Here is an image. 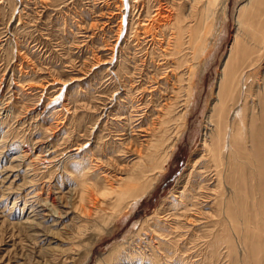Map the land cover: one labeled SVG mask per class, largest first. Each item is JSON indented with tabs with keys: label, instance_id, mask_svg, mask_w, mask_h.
I'll return each mask as SVG.
<instances>
[{
	"label": "rangeland",
	"instance_id": "obj_1",
	"mask_svg": "<svg viewBox=\"0 0 264 264\" xmlns=\"http://www.w3.org/2000/svg\"><path fill=\"white\" fill-rule=\"evenodd\" d=\"M246 1H228L225 20L212 31L215 36L205 34L209 52L199 58L188 43L191 34H186L181 52L174 46L175 31L152 25L162 12L163 25L170 13L184 10L189 15L190 0H150V14L129 6L128 0L125 12L121 0H0V264H232L226 246L212 251L210 244L223 227L213 224L217 199L225 192L226 201L232 200L236 190L218 186L202 148L204 139L212 140L215 122L213 127L207 124L216 116L220 74L236 35L238 9ZM122 13L118 53L105 65L113 58ZM189 17L184 27L194 28L195 18ZM145 30L150 33L139 43L135 32ZM179 57L187 59L185 66L177 65ZM246 71L250 75L251 69ZM255 72L264 91V56L251 74ZM57 83L69 84L59 104ZM167 98L178 103L177 112L187 106L183 120L163 123ZM256 103L249 120V149L257 160L264 154V117L258 116L260 99ZM167 126L174 149L169 147L165 171L155 175L156 170L145 169L151 181L157 176L155 189L132 211L118 214L113 211L114 195L103 197L97 191L122 177L124 185L115 184L121 193L137 174V148L146 159ZM86 145L91 149L79 154L77 149ZM88 151L93 168L88 171L87 197H99L97 206L88 198L82 201V175L74 165ZM195 153L202 158L199 170L177 187ZM120 168L126 170L124 176ZM197 176L207 179L202 188ZM251 183L249 177V190ZM177 188L185 197L200 193L193 200L197 207L186 213L174 205L169 208ZM231 251L238 252L242 264L243 246Z\"/></svg>",
	"mask_w": 264,
	"mask_h": 264
},
{
	"label": "bare ground",
	"instance_id": "obj_2",
	"mask_svg": "<svg viewBox=\"0 0 264 264\" xmlns=\"http://www.w3.org/2000/svg\"><path fill=\"white\" fill-rule=\"evenodd\" d=\"M128 1H129V6L134 4V6L140 9L141 13L150 14V6H149L150 0H128ZM228 1L229 0H190L189 15H187L184 10L183 11L181 10L180 13L175 16L170 15L171 14L170 13L165 18L163 25L161 24L162 21H159L160 17L164 18L163 15L164 12H162L157 15V18H155L156 17L155 15L154 17L155 19H153L152 25L155 23V25L158 27L164 26V28H168L169 30H171V33L172 31H175L172 33V35H175L174 46H176L175 48L178 51H180L183 46V41L185 39L186 34L187 33L191 34L189 35L190 40L188 41V43L192 45L193 50H195V55L200 56L199 58H201L202 55H206L207 52H209L208 50L209 39L206 35L210 34V37L211 35L215 36V33L212 34V31L215 30L216 25L219 21L223 23V20H225L224 18L226 17L227 14L226 12L228 8ZM124 2L125 0H121V7L124 8L122 10H124L125 12ZM168 12L169 11H167V13ZM188 17L195 18L194 22H196V24L194 23L195 24L194 28L184 27L185 26L184 22L187 21ZM236 18H237L236 21L237 25L235 32L236 35L234 38V42L230 47L231 50L229 52V55L227 56V59L224 63L225 64L224 68L220 74V80H221L219 86L220 98H218V103H217L218 105H215L216 109H214L216 116H212L210 118L211 120L210 123L207 124L208 125L207 128L209 126L213 127L212 123L215 122L214 133L211 130L212 140L211 142H209L208 140L204 139L205 142L202 148L203 151L204 149L207 150L205 151L207 152L205 154H207L208 155L207 157L210 158L209 162H212V167L209 168L213 169V171L215 172L216 182L218 186H220V188L223 190L227 188L226 185L228 186L233 185L236 191L233 195H231L233 196L232 200H230L231 198L230 199L227 198L231 202L226 201V197H224L225 192L220 194V199L219 198L217 199V201H219L218 209H217V214L214 215L216 218L218 217V219L214 220L213 224L216 225V227L217 226L219 227V225L222 224L223 227L218 230L219 233L217 235V238L214 237L215 240L212 244H210V247L213 251L215 249L219 250L220 248L219 246L221 247L226 246V249L228 251V257H230L231 260H233L232 264H239L238 263L239 261L237 260L238 259L237 257H239L238 252L236 253L235 251L234 252L231 251L232 249H235L237 247V244H239L243 246L244 249V256H243L244 259L242 264H264V183H261V185L258 184V182L261 179L262 180L264 179V163H262L264 161L263 160L264 158L263 159L261 158L264 157V154L260 153L261 157L256 160L255 155L249 149V143L251 141L250 131L252 128V124H249L250 114H252L251 107L254 106V109L257 108L256 106L257 98L260 99L261 101L260 106L262 108V112L258 116L260 117V119L262 118V116L264 117V91H262L263 84H261V78H258L256 72L254 74H251V72L255 70L256 65L263 59L264 56V0H247L238 9ZM124 20H125L124 13H122L120 24L118 26L119 38L116 45L112 46L113 58L110 62H106L105 65L112 64L113 61L115 60L116 57L115 55L118 53V52L116 53V51L118 50L117 46L120 45L119 44L120 39H122L121 34L122 31H124L123 29L125 25ZM151 28L152 27H150V29ZM147 30H145L146 32L143 34L139 33L138 31L135 32L134 37H136V40L139 43L143 40V38H147L150 31H152V29L150 31ZM170 52H173V50ZM176 61L178 63L177 65L181 67L185 66V63L188 62L187 59L181 57L177 58ZM103 63L104 62H102V64ZM193 65L194 67L197 66L195 63ZM247 68L251 69L250 75L247 72L248 70L245 72V69ZM194 74L195 73H192L190 79H188V81H190V85L189 86L187 85L188 87L186 86L188 88L187 96L192 95L191 92L193 87ZM54 85H56L54 87L61 86L58 91L59 96L55 99L56 100L55 104L56 103L59 104L62 98L65 100L66 95L63 93V91L64 89H66V87H68L69 84L57 83ZM169 100L170 99H168L167 103L163 104L162 106L163 107L162 111L164 112V113L162 112L163 113L162 116L164 118V120L162 119V121L167 125L171 124L172 122H176L177 120L180 119L183 120L186 117V112H188L187 106H185L186 108L183 107L182 109H180L181 111L177 112L178 110L177 108H179V106L177 107L178 103L175 104L170 102L171 100L170 101ZM192 100H193V96H190V103H192ZM164 101H166V98ZM238 105L240 106L236 109L235 107ZM233 110H234V117H230V113H232ZM254 118L256 119L257 117ZM215 126H216V130H215ZM169 131H170V127H168L167 131L166 132L164 131L165 134L162 135V137L157 140V143L154 145V150L153 151L151 150L152 151L151 153L149 152L150 150L148 151L150 154L145 156L146 159L141 158L142 155L145 154L144 150L140 149L141 147L137 148L139 150L136 151L137 157L140 158L142 161L140 160L141 162L139 161L138 164L136 163V165L134 166L135 167L134 172H136L137 174L135 175L132 174L134 176L133 179L131 178L132 182L127 181L131 183L125 185V188L123 191H121V193L118 192L121 189L117 190L116 186L118 184L119 185L121 184L123 180L122 177H118L117 180H113V182L109 180L107 182L108 185H106L102 189L103 191L101 190L97 191V193L102 195L103 197H110L111 195H114L113 199L115 200V202L113 203L114 206L113 211L118 212V214H120L121 211L122 212L125 211V209L127 211L128 210L132 211L134 207L138 205L140 200L145 198V196L148 194L149 191L155 189L154 188L155 184L158 183L157 176H155V179L151 181L148 177L149 175L148 176L146 175L145 169L149 168L152 171L158 170L159 172L165 171L164 167L169 163L171 158L170 157L171 150L169 151V147H171L170 145L171 142H169V140L171 141L172 139L169 138L170 136L168 137ZM253 132L255 131L253 130ZM153 135L155 136L154 133ZM147 138H149L150 140V137ZM142 146L144 148L143 144ZM90 149L91 147H89V145H86L84 147L78 148L77 151L80 154ZM89 153H91V151L90 152L88 151V153L85 154L84 158L82 159H74L75 160L74 165L76 166V169L78 171L77 173L78 174L80 173L82 175V185H83L82 186L83 192L81 196L82 201L88 198L87 189L89 188L88 181L90 180L89 177L90 175L88 174V171L91 168H93L92 165L93 158L92 159L90 158L91 156ZM242 158H244L245 161H243ZM191 159L192 160L189 161L188 166L184 171V174L177 181V187L179 185H183V183L186 181V178L190 179L194 171H196V168L199 170L200 167L198 165L200 164L199 162L202 158L201 157L199 158V156L195 153V155H193V158ZM260 159H262V161H260ZM146 160L148 161V163L144 162ZM120 171L122 176H124L125 173H127L125 169L124 170L121 169ZM158 171L156 172V174L155 172L153 173L157 175ZM249 177L251 180H253V183H251L252 185L250 188L251 190H249L247 184V180L249 179ZM205 181H207V179H205L204 176H200V177L197 176V180L195 182L196 183L198 182L197 184L201 186V184L204 183ZM241 182H243V186L241 185L242 184ZM115 184L117 185L115 186ZM193 184L194 181L190 183L191 185L190 192L194 191L193 186L195 184L194 185ZM121 185H124V183ZM178 191L179 189L177 188V190L171 193V196L169 197V199L171 200L168 201L169 204L167 203L169 208L174 205L176 209L183 210L184 213H186L189 211L188 210L189 208L191 209V207L196 206V202L193 200L196 198V196L200 197L201 195L200 193H198L199 195H197L196 193V195H194L193 197L192 196L185 197L184 195L185 193L178 195L179 194ZM228 192L226 193L229 194L230 192L229 193ZM242 193H244L245 195L241 196ZM96 198L93 200L88 198L90 199L89 203L95 205L96 200L99 197L97 199ZM126 198L127 200L130 199V201L127 202V200H125ZM114 200H110V201L112 202ZM175 201H177L178 203H176ZM95 206H97V204ZM92 208L96 209V207L94 206ZM162 209H166L165 206H163ZM157 213L158 212H156V214ZM232 235L236 239H231Z\"/></svg>",
	"mask_w": 264,
	"mask_h": 264
}]
</instances>
